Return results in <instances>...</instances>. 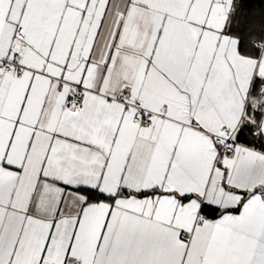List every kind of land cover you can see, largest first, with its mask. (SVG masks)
<instances>
[{"label": "snow or ice", "instance_id": "obj_1", "mask_svg": "<svg viewBox=\"0 0 264 264\" xmlns=\"http://www.w3.org/2000/svg\"><path fill=\"white\" fill-rule=\"evenodd\" d=\"M0 264H264V0H0Z\"/></svg>", "mask_w": 264, "mask_h": 264}]
</instances>
